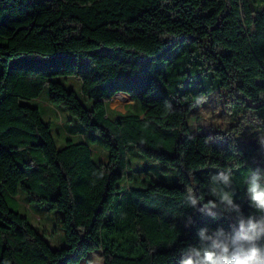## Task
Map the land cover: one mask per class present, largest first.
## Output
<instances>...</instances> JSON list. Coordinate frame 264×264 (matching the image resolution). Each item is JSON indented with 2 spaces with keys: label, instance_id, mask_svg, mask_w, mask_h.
I'll return each mask as SVG.
<instances>
[{
  "label": "trees",
  "instance_id": "1",
  "mask_svg": "<svg viewBox=\"0 0 264 264\" xmlns=\"http://www.w3.org/2000/svg\"><path fill=\"white\" fill-rule=\"evenodd\" d=\"M69 76L89 105L58 79ZM47 83L49 102L84 126L63 147L40 109L22 101ZM215 92L229 109L264 110V0H0V264H92L98 249L104 264H180L198 228L231 223L187 204L189 188L201 204L215 200L210 190L223 185L212 177L228 169L223 190L252 212L244 194L250 172L264 169V122L254 143L239 137L243 121L191 132L189 113ZM119 93L137 112L109 106ZM96 142L106 162L95 159ZM130 144L174 167L177 183L123 189L135 180ZM21 190L61 211L64 246L8 206Z\"/></svg>",
  "mask_w": 264,
  "mask_h": 264
},
{
  "label": "rangeland",
  "instance_id": "2",
  "mask_svg": "<svg viewBox=\"0 0 264 264\" xmlns=\"http://www.w3.org/2000/svg\"><path fill=\"white\" fill-rule=\"evenodd\" d=\"M58 79L62 81L65 87L74 89L80 100L89 105L90 101L86 100L83 95L81 82L77 77L69 76ZM22 101L40 109L43 119L50 124L51 133L58 147L65 146L68 137L75 140L81 139L84 126L64 107L52 105L49 102L48 83L38 97L23 98ZM126 103L125 98L119 96L115 97L113 101L115 106H123ZM138 106V103H136V106H129L128 110L137 112ZM252 112L254 116L250 117ZM245 114L249 116L245 117ZM240 121L244 122L242 126L246 128L243 129L239 137L249 143L256 142L258 135H260V133L257 135V132L262 128L264 122V110L243 106L229 109L225 106V100L221 92L211 94L202 104L194 107L188 117V124L193 133H212L216 130H226L231 124L237 125ZM91 148L97 161L106 162L108 160L107 151L99 142L92 143ZM127 163L128 171L131 172V176L135 177V180L126 178L121 181L120 184L123 189L133 185L134 182L140 183L141 181L149 182L153 180L168 184L177 183L174 167L164 170L160 161L148 159L136 150L134 144H130L127 148ZM128 171L125 173V177L128 176ZM6 202L11 209L27 216L53 248H60L65 245V232L59 224L60 210L49 209L40 205L37 201L29 200L28 194L22 190L15 196H6ZM91 256L93 258L92 264H104L101 250L91 252ZM79 264L87 263L82 261Z\"/></svg>",
  "mask_w": 264,
  "mask_h": 264
},
{
  "label": "clouds",
  "instance_id": "3",
  "mask_svg": "<svg viewBox=\"0 0 264 264\" xmlns=\"http://www.w3.org/2000/svg\"><path fill=\"white\" fill-rule=\"evenodd\" d=\"M260 143L264 147V140ZM212 179L228 189L232 184V171H220ZM223 189L212 188L210 194L216 199L204 204L200 203L203 197H197L188 189V205L214 221L225 215L231 223L227 229L223 226L198 228L199 243L182 250L180 264H264V169L256 168L247 177L244 196L253 210L247 215L233 199V194ZM193 223L189 218L187 226Z\"/></svg>",
  "mask_w": 264,
  "mask_h": 264
},
{
  "label": "crops",
  "instance_id": "4",
  "mask_svg": "<svg viewBox=\"0 0 264 264\" xmlns=\"http://www.w3.org/2000/svg\"><path fill=\"white\" fill-rule=\"evenodd\" d=\"M123 95H125L126 97L123 96ZM117 96L125 98V100H126L127 103H126L125 105H123V106H120V105H119V106H115V105L113 104V101H114L115 97H117ZM110 101H111V102L109 103V106H110L112 109H116V110H119V111H121V112H126V111L128 110V108H129V106H135V104H134V102L131 100L130 96L127 95V94H124V93H119V94L115 95Z\"/></svg>",
  "mask_w": 264,
  "mask_h": 264
}]
</instances>
